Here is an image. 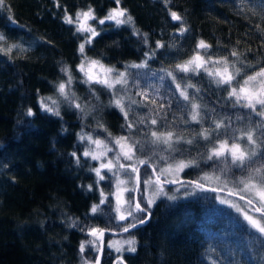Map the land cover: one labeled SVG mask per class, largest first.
<instances>
[{"label":"trees","instance_id":"obj_1","mask_svg":"<svg viewBox=\"0 0 264 264\" xmlns=\"http://www.w3.org/2000/svg\"><path fill=\"white\" fill-rule=\"evenodd\" d=\"M115 7L126 9L132 22L100 24ZM89 8L96 16L88 21L95 37L76 30V14ZM169 10L182 20H172ZM178 29L186 31L179 34ZM0 36V264H95L99 241L88 234L90 229L122 231L147 217L135 209L131 191L132 215L120 219L116 172L100 173L104 179L96 175L99 161L84 156L93 147L88 136L107 142L127 137L134 161L121 162L130 169L145 160L159 175L169 165L191 161L183 178L249 198L239 181L251 169L237 168L230 157L208 156L221 141L233 143V137L250 150L246 139H239L250 129L262 145L264 118L230 98L229 85L217 84L204 72H181L180 62L169 56L177 47L221 53L232 72L240 70L237 86L264 67V0H170L167 7L164 0H120L119 5L115 0H4ZM201 40L210 47L199 48ZM86 58L126 73L127 84L110 90L86 82L79 70ZM61 83L68 99L58 91ZM121 97L127 119L115 106ZM42 102L59 115L45 111ZM194 104L199 122L192 120ZM205 130L208 139L201 135ZM153 131L172 132V147L154 142ZM256 150L264 152V145ZM261 164L264 156L258 155L252 168ZM150 166L141 169L139 200L151 219L129 234L107 235L102 264L121 259L125 264H264V234L219 201L226 193L192 182L162 184L164 193L146 204L143 183L153 175ZM213 179L217 186L208 183ZM113 237L135 240L136 251L126 247L118 258L107 245Z\"/></svg>","mask_w":264,"mask_h":264},{"label":"snow or ice","instance_id":"obj_2","mask_svg":"<svg viewBox=\"0 0 264 264\" xmlns=\"http://www.w3.org/2000/svg\"><path fill=\"white\" fill-rule=\"evenodd\" d=\"M4 0H0V5H2ZM170 2V0H164L165 7H167V4ZM115 3L119 5L120 0H115ZM170 11L171 19L174 21H181L182 17L178 15L177 12L175 11ZM126 17V18H125ZM96 16L91 8H89L87 11H82L78 12L76 14V23H77V31L81 33H90L92 37H95L98 35L96 32L95 28H93L88 21L90 20H95ZM114 21L116 25H122L126 23H131L132 22V17L130 15H127V10L122 9L120 7H115L111 9L108 14L103 18L99 20L100 24H104L105 21ZM66 22L71 24L73 23L72 17H66ZM186 31V29L181 30ZM0 39H4L3 36H0ZM87 43H90V40L86 41ZM158 47H162L163 45H160L159 43L157 44ZM199 48L201 49H207L210 47L205 41L201 40L198 45ZM10 52L11 49H8ZM85 51V46L84 44L80 45V52L83 54ZM232 56H237L238 53L233 50L231 52ZM151 58V57H150ZM87 60V58H86ZM207 63V61L204 60L202 56L197 54L194 56L192 59L186 61L184 64H178L176 65L177 69H179L181 72L187 73L190 71H194L195 69H199L203 67V65ZM216 63H223L224 67L222 69H218L215 73L212 71H209L208 74L210 76H218L219 81L218 83L221 84H226L231 87V91L229 92V97H234L237 103H240V101H244V104L242 106L247 107L252 109L258 116H261L264 118V67H261L258 71H255L252 74L247 75L246 77L243 78L242 82H238L237 86H231L232 81L236 78L237 75H239L240 70L237 69L236 73L233 74L229 70V61L227 57L222 58V60L216 61ZM194 65V67H192ZM144 65H131V67H143ZM96 69H99V71H96ZM67 73V69H62ZM79 70L84 74L86 77V82L89 83H97L101 84L104 87L112 90L116 88V85H120L122 88L127 84L126 80V73L120 72L119 74L113 76V73L116 71L113 68L106 67L105 65L101 64L97 60H87V63H81L79 65ZM168 76H172L173 79L175 80L176 77L173 76V73L169 72L167 73ZM72 77L69 75L68 79V84H71ZM191 85H189L190 87ZM177 88H180V85L177 84ZM58 91L60 94L65 98L68 99V93L66 91V84L61 83L58 86ZM182 96H184L185 99H188V96L185 94L184 91H181L180 93ZM115 95V92L113 93ZM51 99V98H49ZM121 98L115 99V106L120 109L121 112L124 113L125 118L127 119V111L125 110V106L122 103ZM53 104L56 103L55 100L52 101ZM132 103H136L135 101H132ZM257 105L260 106V110H257ZM41 106L44 108L45 111L53 112L55 115H59V111L55 110L51 107H48L47 105H44L43 102ZM76 108H80L81 106L79 104H75ZM199 106L198 105H193V114H192V120L199 122L198 116L199 112L195 111ZM29 115H32L31 110H29ZM143 121H141L142 123ZM152 124H156L157 121L153 119L151 121ZM129 128H131L133 125L129 123L127 125ZM221 124L217 123L216 128H220ZM262 129H264V125L260 126ZM110 135V134H109ZM151 135L155 138L154 142H162L166 145H168L169 148L172 147V137L173 133L172 132H167V133H158L156 131H153ZM201 135L204 136L205 139H208V134L207 130H205ZM261 135L264 136V131L261 132ZM81 140L85 139L84 136L80 137ZM87 139L89 140L90 143L95 144L97 148H105L107 151H112L111 148H108L105 144L104 141L100 139H93L91 136H88ZM239 139H246L247 144L252 146L250 150H245V147L242 146L236 137H233V143L229 144L227 140L221 141L219 144V147L213 148L211 155L208 156L209 160H212L213 157L220 159L224 158L225 161H227V158H231V163L235 165L237 168L240 169H251L249 171V174L247 176H244L240 179L239 183L243 185V188L241 191L245 192H250L254 195V198L259 201V204L261 206H264V164H261L260 167L252 168V163L253 159L257 157L258 155L264 156V152H257L256 148L261 147L264 145V142H262V145H258L257 140L255 139V133L253 130H248L246 132H242L241 136ZM125 142V143H122ZM115 144L120 147V154L123 155L124 159L126 160H132L134 157V153L132 152V146L127 145V137H119L115 139ZM176 142H179L177 140ZM188 143H191V141H187ZM127 147V150L125 148ZM75 155V153H73ZM91 155V158L93 160L98 159L99 157L95 154V152H84V156H89ZM100 155H104V152H101ZM118 162V159H117ZM140 164H145L147 161L145 160H139ZM192 164V162L185 163L184 161H179L176 165L175 168H173L172 165H169L167 169H160V174L156 175L155 180L149 179L145 180V184L151 185L155 184L156 185V193L155 194H163L164 189L162 187V182L160 180V176L163 175L165 172H180L183 171L185 168L189 167ZM101 168H108L109 171H111L113 167V163L111 160L108 161L107 164H101ZM120 168H125L126 166L124 164L119 165ZM131 171L132 173H136V180L137 183H139V169L135 166H131ZM96 175L100 177V179H104L103 176L100 174V169H95ZM155 173V169H154ZM203 179V178H201ZM218 179V177H217ZM170 183H176L177 181L172 180L169 181ZM119 183H124V181H119ZM197 186L200 188H203V184L197 182ZM174 197H168V199H173ZM154 201L149 199L148 200V205L151 206V204ZM249 204H253V199L248 200ZM135 209L138 211H144L143 208H141L139 203L135 204ZM96 207L94 206L92 208V212H96ZM256 211L261 213V216L264 217V208L262 207H256ZM117 212L120 213V219L125 220L127 219V216L132 215L131 211L127 212V215L123 214L121 212V205L119 202L118 198V206H117ZM246 220L251 224V226L256 229L259 233L264 234V223H262L259 220H256L252 218L251 216H246ZM140 223H144V220H140ZM131 227H136L135 224H132ZM125 232L129 231V227L125 226L123 229ZM89 235L93 236L95 240H102V237L104 235V230L98 229V228H92L88 232ZM87 243L95 245V241H88ZM119 243V242H117ZM124 243H127L128 245V251L129 252H135L136 249L134 247L135 245V240H127ZM113 245H109V247H112ZM101 249L97 247V251L99 252ZM122 248L120 246L116 247V251L120 252ZM80 251L83 253L85 251V242H82L80 245ZM95 264H100L99 258L95 260ZM118 264H123L122 259L118 260Z\"/></svg>","mask_w":264,"mask_h":264},{"label":"rangeland","instance_id":"obj_3","mask_svg":"<svg viewBox=\"0 0 264 264\" xmlns=\"http://www.w3.org/2000/svg\"><path fill=\"white\" fill-rule=\"evenodd\" d=\"M178 22V21H175ZM179 34H181L182 31H180V29H178ZM197 54H199L200 56H202L204 58L205 61H207V63H205L203 65V67L199 68V69H195L194 72H204L206 73V75L208 77H212L214 78V80H216L217 84H221L218 83L219 81V77L218 76H210L208 74L209 71H212L213 73H215L218 69H222L224 67L223 63H216V61L218 60H222L223 55L221 53H214V52H204L201 53L200 51L196 50H191L190 48H175V50L173 51L172 54H170V59H174L173 62H180L179 64H184L186 61L192 59L194 56H196ZM168 56V55H167ZM87 63V61L85 62ZM106 66V65H105ZM109 67V66H106ZM194 67V65L192 66ZM112 68V67H110ZM114 69V68H113ZM230 70V68H229ZM96 71H99V69H96ZM231 71V70H230ZM232 72V71H231ZM233 74H235V72H232ZM117 75L116 71L113 73V76ZM238 79V75L236 76V78L232 81V85L231 86H235V82ZM226 85V84H223ZM117 86V85H116ZM230 87V86H229ZM230 91H231V87H230ZM240 103L244 104V101H240ZM115 140H113L112 142H107L104 141V144L108 147L111 148L112 151H107L105 148H97V146L95 144H93L92 149L89 151L91 152H95V154L99 157L98 159H96L97 161H99V169H100V173L102 172H110V173H114L116 172V176H117V180H116V187H115V193H114V197L116 198V204L118 206V198H119V202L121 205V212L125 215H127V212L130 211V199H129V192H133L135 191L136 188V173L134 174V177L131 176V173H129L128 170L131 171V169L124 164V161L121 162V158L124 159L123 155L120 154V147L118 145L115 144L114 142ZM122 143H125L122 141ZM127 145H130L128 143V141L126 142ZM230 144V143H229ZM125 150H127V147L125 148ZM245 150H249V147L246 146ZM101 152H104V155H100ZM133 152V149H132ZM91 156V155H90ZM118 159V162H117ZM111 160L113 163V167L111 169V171H109L108 168H101V164H107L108 161ZM126 160V159H124ZM134 161V158L132 159ZM126 161H131V160H126ZM131 161V162H133ZM120 164H124L126 167L125 168H120L119 165ZM134 164V163H133ZM135 167H139V165L137 166L136 164L134 165ZM173 168H175V165H172ZM168 167L164 168L167 169ZM126 171H125V170ZM128 169V170H127ZM186 169V168H185ZM185 169L183 171L180 172H165L163 175H161L162 177L165 178L166 181H178L180 179L183 178V172L185 171ZM142 171L140 170V177H141V173ZM153 173V172H152ZM154 175V174H153ZM152 174L147 175L145 180H155V177ZM145 180L143 183V198L146 201V204H148V200L151 199L154 202L156 201V199L161 195V194H155L157 189H156V185L155 184H145ZM163 180V179H162ZM119 181H124V183H119ZM141 183H142V179H141ZM208 183L212 186H217V183L215 182V180L213 179V181H208ZM163 187V185H162ZM141 189V188H140ZM164 189V187H163ZM244 194L248 195L249 198L253 199V203H255L256 205H258V207H262L264 208V206H261L259 204V201L257 199L254 198V195L250 192H245L242 191ZM248 198V199H249ZM134 200V197H133ZM140 201V200H139ZM219 201L224 202V203H228L229 205L233 206V208H235L236 210H238L239 212L242 213V215L244 217L246 216H251L252 218L261 221L262 223H264V217H262L259 213H257L254 210V207L249 204L247 201L246 203L244 202H239L238 200L229 197L228 195H219ZM153 202V203H154ZM152 203V204H153ZM151 204V205H152ZM120 216V213H118ZM130 240V239H126V238H119V237H113L111 239L107 240V245L109 246L110 244L113 245L112 247H109L110 249L114 250V253L118 254V258L122 257V254L125 252V248H128L127 243H124L125 241ZM119 242V243H117ZM120 246L122 248V250L120 252L116 251V247Z\"/></svg>","mask_w":264,"mask_h":264},{"label":"water","instance_id":"obj_4","mask_svg":"<svg viewBox=\"0 0 264 264\" xmlns=\"http://www.w3.org/2000/svg\"><path fill=\"white\" fill-rule=\"evenodd\" d=\"M145 166H150L148 163H145V164H140L138 169H139V183H136V188H135V191H134V206L136 203H139L140 204V201H139V194H140V188H141V177H140V170L145 167ZM151 167V166H150ZM152 172L154 174V176L156 177L157 173L155 171L154 173V168H152ZM161 182L163 185L167 186V187H174V186H177V185H180V184H184V183H189V182H192V183H195L197 184V182H194V181H191L189 179H185V178H182L180 180H178L176 183H170L168 181H165V180H162L160 178ZM204 188H207L209 190H212V191H215V192H224L226 193L227 195L229 196H232V197H235V198H238V199H242L244 201H247L248 202V198L244 197V196H241L239 194H236V193H233V192H228V191H224V190H219V189H214V188H210V187H207L205 185H203ZM253 207H254V210L256 211V207H258V205H256L255 203L251 204ZM141 208H143V206L140 204ZM144 209V208H143ZM140 212H144L147 214V217L144 220V223H140V222H137L135 223L136 227H131L129 226V231L125 232L124 230L122 231H109V230H104V235L102 237V240H98L99 241V248L101 249L99 252H98V255H97V258H99L100 260V264H102L103 262V257H104V253H105V247H106V236L107 235H110V236H120V235H124V234H129L133 231H136L138 230L139 228L147 225L151 219V213L146 211V209H144V211H140ZM257 212V211H256ZM261 215L260 212H257ZM96 258V259H97ZM123 261V264H125V261L124 259H122Z\"/></svg>","mask_w":264,"mask_h":264},{"label":"bare ground","instance_id":"obj_5","mask_svg":"<svg viewBox=\"0 0 264 264\" xmlns=\"http://www.w3.org/2000/svg\"><path fill=\"white\" fill-rule=\"evenodd\" d=\"M188 183V182H187Z\"/></svg>","mask_w":264,"mask_h":264}]
</instances>
